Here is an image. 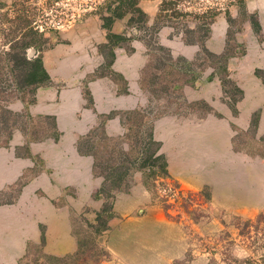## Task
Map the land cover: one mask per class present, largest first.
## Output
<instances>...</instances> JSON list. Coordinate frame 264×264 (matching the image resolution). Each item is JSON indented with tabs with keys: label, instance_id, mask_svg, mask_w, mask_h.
<instances>
[{
	"label": "rangeland",
	"instance_id": "1",
	"mask_svg": "<svg viewBox=\"0 0 264 264\" xmlns=\"http://www.w3.org/2000/svg\"><path fill=\"white\" fill-rule=\"evenodd\" d=\"M1 1L6 4L15 2L14 8L30 7L29 13L33 12L39 30L44 29L43 37L46 39L40 52V58L46 51L58 45H69V39L80 41L82 46L88 49L90 43L87 45L83 41L92 31L90 23L91 26L96 24V27L99 25L101 27L98 16L91 13L95 10L93 5L100 3L101 0ZM161 1L140 0L139 6L140 3L145 2L149 9H154L153 15H148L143 11L146 15V22L141 27L128 23V15L114 20L109 32L125 35L130 39L121 43V46L114 45L112 50L114 52L116 48H122L128 52L125 48L132 47V44H139L144 50L147 56L144 66L147 63L149 65L144 80L149 90L156 91L151 93L147 87V90L142 89L148 101L138 109L146 114L149 122L152 123L162 115L175 116L172 124L176 127L172 129L173 132L175 131V136L179 134L177 127H183L182 125L189 126L196 121L202 126L204 136L197 149L202 152V159L198 157L196 160H190L192 165L189 163L190 165L186 168L175 164L174 167L178 169L180 175L182 174L181 179L183 180L180 176H172L168 170L167 172L179 182V185H182L180 188L183 190V198H185L186 190L197 192L202 189L203 193H207L209 197L205 201L198 197L199 199L195 201L198 204L192 205L196 210L189 213L184 211L181 199L178 198L177 201L170 199L171 206L168 209L169 215L172 216L170 218L165 215L163 208L159 205L158 197L152 200L149 192L144 188L148 193V202L139 206L129 216L113 215L106 222L105 232L97 236V243L108 252L100 264H132L131 260L134 264H226L222 259L226 257L222 254L225 249L230 258L242 259L250 255L248 249L237 243V230L233 226V217L254 218L258 213L264 212V156H262L264 154V80L262 78L264 75V0L244 1L247 14L253 15L254 21L259 25V30L255 31L250 22L245 20L241 28L229 38L227 44L232 54L225 58L226 73L224 76L241 90L240 97H237L236 92L232 93L230 83L220 81L219 77L223 76V73L214 70L210 74L213 70L214 59L202 52L204 49L212 55L222 53L226 44L227 26L223 12L217 14L210 22L206 37L200 43L192 44L195 48L192 56L184 57L180 54H173L166 45L160 43L162 33L167 30L169 39L176 37L182 41L183 31L196 25L197 20L192 19L194 14L203 12L206 6H212L215 2L224 0L181 1L178 8L171 6L166 13H162L165 16L158 19L159 27L153 32L154 16ZM5 9L4 7L0 11ZM174 9H178L184 15L173 14ZM229 11L232 16L236 15L235 7L230 6ZM8 12L10 17L12 11ZM114 22L117 23V29L120 31H114ZM6 26L5 23L0 28ZM101 29L106 34L107 31L102 27ZM202 32L203 30L195 31L193 36L201 35ZM158 46L166 50H159ZM167 55H170L173 60L176 56H181L186 60L198 58L192 64L196 72L200 70L194 85L183 84L175 90L168 88L161 91L159 85L168 84L169 75L164 76L160 68L156 67L158 60H163ZM166 69L167 67L165 72ZM100 70H96L92 75H96ZM102 71L104 75L116 81L119 90L123 89V80L119 74L112 71L107 72L106 68ZM142 71L140 76H142ZM30 97L31 93L27 90L14 91L7 88L6 91L0 92V144L4 143L9 131L11 135L15 129L19 130L26 139L31 134L39 135L50 130V121L44 117L26 114L25 109L18 111L12 109L14 103L18 101L24 103ZM232 104L234 111L231 108ZM241 110L249 112V115L243 118ZM256 115L258 116L257 123L253 128L250 119ZM118 116L123 121L126 118L123 114ZM215 129L217 137H215ZM93 142V148L99 156L106 157L108 151L105 152L103 149L106 145L110 147L109 142L105 140L103 144H100L99 133L94 134ZM229 142L230 145H228ZM23 152L22 148L16 150L17 154ZM34 173L33 170L24 171L15 182L7 185L6 189L0 190V206L7 209L13 208L22 188L28 182L27 179ZM142 178L140 171L130 172L126 178L125 191L137 182L142 185ZM191 178L202 182L203 185L198 189H188L184 181H189ZM180 180L183 182L180 183ZM156 194L161 196L162 188H158ZM36 196H41V194L36 192ZM65 196L75 198L74 189L67 188L64 191V198L51 200V203L54 206L68 203ZM96 212L87 207L79 213L70 209L68 223L71 233L80 238L85 236L83 235L85 230L87 232L85 222L93 224ZM86 232L84 234H87ZM222 232H228L236 244L228 246L227 241L231 239L222 238L224 236ZM33 244L35 243L29 242L30 246ZM26 245L19 257L24 254ZM227 246L228 248H225ZM210 248H216L212 255L208 253ZM210 256L214 261L209 260ZM0 257H2L1 254ZM19 257L15 258L13 264H20L18 263ZM88 264L91 263L88 262Z\"/></svg>",
	"mask_w": 264,
	"mask_h": 264
},
{
	"label": "crops",
	"instance_id": "2",
	"mask_svg": "<svg viewBox=\"0 0 264 264\" xmlns=\"http://www.w3.org/2000/svg\"><path fill=\"white\" fill-rule=\"evenodd\" d=\"M140 7L148 15H153L154 9H149L145 2L140 3ZM89 26L92 31L83 42L90 43V47L84 48L80 41L69 39V45H58L42 54V66L48 81L34 89L33 100L26 107L20 101L12 107L17 111L25 109L31 116L51 117L58 137L26 139L15 129L8 142L0 144V190L15 182L24 171L35 172L27 179L13 208L0 206V264H13L15 258L23 253L26 243H38L41 236L44 239L43 251L48 254L62 256L74 251L75 240L68 223L70 209L76 213L85 207L98 211L102 205L101 198L92 197L102 178L92 174V156L79 153L76 141L98 124L100 115L139 108L148 101L139 85L140 73L147 61L142 47L132 44L131 52L122 48L114 50L110 69L121 76L126 87L122 92L116 81L106 75H92L103 63L97 47L106 40L100 25L96 27L90 23ZM113 28L120 31L116 22ZM167 34L168 30L162 33L160 43L173 54L193 55L194 45L184 44L176 37L169 39ZM83 88L89 93V105L83 97ZM241 113L243 118L249 115L247 111L241 110ZM174 117L162 115L152 121L151 134L152 139L160 143L159 151L166 157L168 172L181 179L182 174L174 166L177 163L186 168L191 164L190 160L202 159L203 154L197 149L204 132L202 126L194 121L189 126L177 127L179 134L175 136V131H172L176 129L172 126ZM102 128L110 137L122 136L125 131L116 114L107 118ZM216 132L215 129V137L218 136ZM21 148L24 152L17 154L16 150ZM181 180L180 183L183 182ZM184 182L188 189H198L203 185L192 178ZM67 188L74 189L76 197L65 196L68 203L54 206L51 200L64 198ZM36 192L41 196H36ZM148 200L147 191L137 182L125 192L115 194L112 211L114 215L129 216Z\"/></svg>",
	"mask_w": 264,
	"mask_h": 264
},
{
	"label": "trees",
	"instance_id": "3",
	"mask_svg": "<svg viewBox=\"0 0 264 264\" xmlns=\"http://www.w3.org/2000/svg\"><path fill=\"white\" fill-rule=\"evenodd\" d=\"M185 0H162L157 8V12L154 16L153 32H155L159 25L158 19L163 18L167 10L174 6L178 8V4ZM207 1V0H201ZM245 0H224L222 2H215L212 6H206V9L199 13L194 14L192 19H196V25L190 28H186L181 35V39L186 44L200 43L207 35L208 25L213 18L223 12L226 26V44L222 53L219 55H212L206 50L202 49L205 55L212 57L213 70L218 73H223V76L219 77L220 81L231 84L232 93L236 92L237 97H240L241 90L232 84V81L225 78L226 73V60L225 58L232 54L229 47L228 40L234 32L241 28L242 22L245 20L250 22L252 28L255 31L259 30V25L254 21L252 14H247L244 6ZM140 0H101L100 3L93 5L94 9L91 13L96 14L101 21V27L107 32L105 34L106 42L98 45V51L102 54L103 63L99 69H101L96 75H104L105 68L111 71L110 65L114 58L113 47L121 46V43L129 41V37L121 34H115L109 32V28L112 22L116 19L122 18L124 15H128L127 22L130 24H136L137 26H143L146 22V15L139 6ZM8 6V7H6ZM233 6L236 9V15L232 16L229 11V7ZM6 8L0 11V26L6 23L5 28H0V92L6 91L7 88L14 91H24L31 93V97L24 101V106L30 103L33 98L34 89L48 81V75L45 72L40 52L46 39L43 37L44 29L39 30V25L34 19L33 12L30 11V7L14 8L15 2L6 4V2L0 0V9ZM10 9V10H9ZM8 11H12V15L8 16ZM173 14L177 16H183L184 14L174 9ZM203 30L201 35L193 36L195 31ZM205 30V32H204ZM33 49V54L28 57V49ZM159 50L164 49L161 46L157 47ZM128 52L133 50L132 47L125 48ZM186 60L181 56H176L175 59H171L170 55L166 58L159 59L156 68H160L161 73L169 75L167 79L168 84L159 85L161 91H165L168 88L175 90L183 84L194 85L200 70H196L192 67L195 60ZM148 63L144 66L142 76H140L139 85L141 89H146V81L144 75L148 68ZM166 72H165V68ZM143 69V68H142ZM4 70V72H3ZM106 71V70H105ZM141 74V73H140ZM209 74V75H210ZM106 75V74H105ZM120 76V75H119ZM264 80V75H263ZM124 86L122 92H125ZM148 89V87H147ZM146 89V90H147ZM149 90V89H148ZM151 93L156 90H149ZM83 97L86 99V104L91 103L89 93L86 88L82 90ZM231 108L234 111L233 104ZM26 114H28L26 112ZM123 114L126 118L123 119L119 116L120 122L124 126L125 132L122 136L110 137L104 133L102 125L107 118L114 115ZM258 116H254L250 119V124L255 127ZM44 119L49 120V131L41 133L39 135L31 134L28 139H35L41 136H51L57 139L58 132L54 129L53 121L51 117L44 116ZM4 125H5V119ZM152 123L146 119V114L138 109L124 110L119 112L111 111L108 114L100 115L98 124L88 130L86 134L79 137L76 141V149L79 153L89 154L92 156V174L95 176H101L102 181L98 190L92 194L94 199L101 198L102 205L96 212L94 223L85 222L87 234H84L82 238L75 235L76 249L70 254H64L63 256H56L46 254L42 251L44 244L43 236L40 237L39 242L32 246L26 245L24 254L19 257L18 263L20 264H100L102 259L108 255V252L97 243V236L103 234L106 230V222L111 218L114 213L112 211V203L114 196L117 192L125 191L126 178L133 170L140 171L142 175V185L149 192L150 197H158V203L163 208L167 217L172 218L168 213V209L171 206L170 199L177 201L181 199L183 202L182 207L184 211L189 213L196 210L192 205H197L195 202L197 199L208 200V194L203 193V189L200 191H185V198H183V190L180 188L179 182L173 178L166 168L165 155L162 152H158L160 143L152 139ZM99 133L100 144L108 141L109 146L104 147V151H108V155L105 157L99 156V153L94 150L93 136ZM10 138V131L5 136V141ZM126 144V145H124ZM264 156V154L262 155ZM149 181V182H148ZM125 187V188H124ZM162 188L163 194L158 196L156 194L157 189ZM194 197V198H192ZM199 197V198H198ZM191 207L189 210H187ZM233 226L237 230L236 235L238 242L250 252L249 256L242 259L230 258L226 254V249L222 254L226 256L222 258L226 264H264V212L258 213L254 218L241 219L238 216H234ZM224 239H231L228 232H222ZM73 235V234H72ZM73 235V236H74ZM228 246L234 245V239L227 241ZM30 246V248H29ZM225 247V248H228ZM32 248V251H31ZM209 254H213L216 248H210ZM104 256V257H103ZM255 256H258L255 258ZM210 261H214L210 256Z\"/></svg>",
	"mask_w": 264,
	"mask_h": 264
},
{
	"label": "water",
	"instance_id": "4",
	"mask_svg": "<svg viewBox=\"0 0 264 264\" xmlns=\"http://www.w3.org/2000/svg\"><path fill=\"white\" fill-rule=\"evenodd\" d=\"M32 54H33V49L30 48V49H29V52H27V56L30 57Z\"/></svg>",
	"mask_w": 264,
	"mask_h": 264
}]
</instances>
